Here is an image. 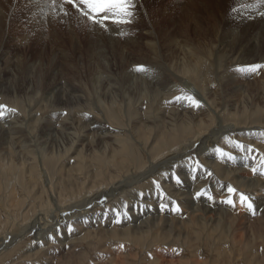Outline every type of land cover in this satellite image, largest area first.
I'll return each mask as SVG.
<instances>
[{"label": "rangeland", "instance_id": "obj_1", "mask_svg": "<svg viewBox=\"0 0 264 264\" xmlns=\"http://www.w3.org/2000/svg\"><path fill=\"white\" fill-rule=\"evenodd\" d=\"M37 2L38 0L35 3L37 9L34 14L33 12L32 13L29 12L28 10L26 11L23 10L21 14H19L20 12H16L15 11L16 8H13L11 9V11H9L10 15H8V17L10 20L8 19L2 25H0V48L2 47L0 51L2 50L1 52H3L6 55V58L4 59L3 63L0 65L1 66L0 78L5 82L6 80L10 79V81L17 82L18 84L24 83L23 92H19V93L11 92L10 94V92L5 93L3 90L0 89V92L2 91L0 93V97H1L0 105L6 106L5 108L0 109V112L3 113V115L0 116V127L4 128L3 131L5 129L7 130L6 128L7 122L5 123L4 121L5 119L8 120V116L11 115L9 117V120L10 119L15 120L13 122H15L17 125L20 124L18 125L20 126L19 129L22 132H24L22 130L24 128V130L27 132V133L25 132L26 134H24V136L27 139L26 140L27 148L29 146L33 150L32 146L36 145L37 150L40 151V152L34 151L35 154L34 156L38 155L39 159H36L34 163L32 162L31 168L33 169L32 171H30V173L32 172L33 173L31 174L32 184H30L29 181L25 179V175H26L25 173L27 172L25 170H27V168L25 167L22 168L20 164H18L20 170L17 169V167L16 168L14 167L18 162V159L16 158V156L18 157V155L14 154L13 157V155L8 154L10 153V151H15L14 148L18 147V145L16 144L18 143L16 137L20 134L17 135L14 134L12 135L14 138L12 137V138H8L9 140L8 139L6 140L10 142V146H11L10 148L11 150H10L9 144L2 146V142H3L2 137L6 138L7 136L5 133H3V131H0V135H1L0 157H2L3 161L6 163V164L3 163L2 158H0V174H1L0 183L2 182L0 184V187L2 186L0 188V198L2 197L0 200L4 205V206L2 205L3 208L0 207V238L2 237L1 235H3L5 231L11 230V228H13L15 225L12 224L13 223L12 220H10L9 222V218L6 213L7 212L6 210H8L9 208H12V211H14L13 217L16 216L15 219L16 218L20 219L21 215L23 217L24 213H26L27 210V204H32L33 207L32 209L30 208L31 210L29 209L30 211L28 212L26 218H28L29 216L31 217L32 213L33 214L36 213L39 209L42 210L44 208L43 210L46 212L47 210L49 211V208L52 209L51 207H47V203H48L47 200L49 198L48 195L51 194L49 192L51 191L52 188H56L60 186V184L58 183L61 175L60 171L63 168V165H65V162L67 161L68 157L73 156L74 154H75L74 156H76V152L81 151L82 148L85 151L86 149L89 150L88 142L92 141L94 143L93 151H96V148L98 146L97 145L98 139L96 140L95 137L99 138L102 135L101 129L102 130L105 129L104 130L105 132L109 129L110 131L109 135L113 136L112 139H106V141L110 140L109 142H107L109 145L121 144L125 147V149L127 150L130 149L131 152L134 151L132 153H129L131 154V156L127 155L126 158H124V156L121 154L124 148H121L120 151L121 153L117 154L118 157L115 159L114 162H117L116 160L119 159V156L121 158L123 157L124 162L122 163V168L116 169L115 167L116 169L115 171L114 169H109V174L111 173L110 174L111 176L119 177L120 175H122V173L127 172L128 169L139 170L141 167L143 168L147 166L148 163L151 162L156 157V152H157L156 149L158 146L157 144L162 143L163 137L162 135H160L161 137L160 141L154 143L155 142L154 140L159 136L160 129H158L159 130L158 131L156 127L154 128H152L153 126L147 127L145 125L146 117L147 119L148 117L149 119L151 118L150 120L155 122H157V120L160 121V118H162L164 122L166 121V124L163 123L162 126H164V124L168 126L169 124L168 127H170V125L174 126L176 122L178 125H180L179 123L182 122L184 119L186 123H184L183 121V124L185 126L183 124L182 126L183 128L186 129L184 130L185 132L183 133L178 132V134H175V136L177 135L176 138H178L179 143L181 144L184 143L183 144L184 146L185 144L186 145L191 144L195 140L194 138L196 137H192L190 134L196 132L198 133V131L203 132L204 130L205 131L208 130L207 132H211L213 130L220 129L222 126H225L226 123H236V124L238 123L237 125L239 127H241V125L242 127L243 126L246 127L247 124H248L247 127L253 125L254 126L259 125V127L260 126L264 127V69H260L256 72H251L247 70L249 65H254V64L264 65V15H262V13H264V0L263 1L261 0H136L137 9H136V16L134 21L130 25L117 26L113 24L111 20H109L105 22L106 30L105 28H101L98 25H92L90 21L85 20L83 17H80L79 13L75 9H73V7H71L70 5H65V9L69 13V15L66 16L69 23L66 24L68 26L67 28L68 29L70 28L69 25H72L71 27L73 26L75 27L76 25V27L72 31H70V29L69 30L66 29L65 34L68 36V38L69 37L71 38L62 39L64 40L62 43L59 41L58 36L54 32L55 31L54 29L50 31L47 30L46 33L44 31V34L46 35L43 38L44 40L39 39L38 41V37H36L37 35L34 33L39 31L37 30V28H40L37 26L38 19H40L39 22H41V20H43V18L46 17L44 15L49 16L50 11L46 12L48 11V9L45 8H48V6L41 7V5L40 6L37 5ZM74 12H76L75 13L76 16ZM21 15L22 17H20ZM11 16H14L13 17L14 19H12ZM72 19L73 20L76 19V20L73 21ZM77 19L81 21V23ZM8 21L9 24L11 22L10 25L6 24L8 23ZM29 22L31 23L37 22L35 25V27L37 26L36 29L35 28H33V30L30 29L31 23ZM24 25L26 27H24ZM9 26L11 28H8ZM14 26L17 27L16 29L18 32H16V34H14L15 33V30L13 29L15 28ZM24 28H26L27 31H25L26 29ZM22 29L24 30L22 31ZM26 32L28 34L30 32L29 34L30 36L26 35L27 34ZM72 32L73 34H71ZM74 34L76 35L78 40L76 39ZM23 36H25V38ZM33 36L36 39L35 38L33 39ZM4 38H5L4 40L5 42H3ZM22 38L24 39L22 40ZM14 39L17 43L14 41ZM25 39L26 41H28V44L30 43L29 45L27 43L25 44L26 42V41L24 42ZM70 41H72L74 44ZM5 43L7 45H5ZM17 44L18 46H15ZM56 44L59 49L57 48ZM4 45L6 47H4ZM9 45H11L12 47ZM11 49L13 51H11ZM185 55L188 58L184 57ZM19 57L21 58L22 61H20ZM184 58L187 60H185ZM198 60L199 61L201 60L202 62L199 64V66L197 65ZM216 61L218 62L216 63ZM8 63L9 65H7ZM23 63L25 66L21 65ZM4 64H6L7 66ZM11 65L13 68L11 67ZM138 66H144L146 71L143 72L138 71L137 70ZM23 67L25 70L23 69ZM194 67H195V71L193 72H195V74L191 75L190 70H193ZM1 69L4 71L2 72ZM23 70L25 71L26 74L24 73ZM184 71H189L190 75L184 74ZM28 73L29 75L30 74L31 75L27 76ZM163 77H165L164 80H162ZM1 79H0V86L3 83ZM12 79H15L16 81ZM33 81L35 82L33 83ZM162 82H168L170 86L173 87L171 91L167 92L168 94L167 97L166 98L163 97L164 100H161L159 96L155 94L156 91L159 90L158 87L159 85H161ZM56 85H58L57 87L60 89L59 93L61 95H63L64 92L69 93L71 90L73 91V94L76 93L79 96L81 95L82 97H85L86 100H82L83 102H81L80 104L72 103L71 105H66L61 107L58 105L59 101H57L56 94L54 95V93L53 92L51 93L50 91L54 87H56ZM27 86L29 88H27ZM35 89H37L38 91ZM128 89L131 91H128ZM110 90L112 91L110 92ZM104 91L107 92L104 93ZM26 93L27 96L25 95ZM99 93H103V94H99ZM185 95L194 96L196 99L200 101L201 107L196 108L191 106L190 103L184 99H180V100L176 99V97H180V96L183 97ZM30 96L31 97L33 96V98H31ZM51 96L53 97L52 99ZM156 97H158L159 100ZM32 99H34L33 102ZM32 104L35 105L31 107L30 105ZM159 108L161 109V111L163 110L162 112L165 114H163L161 111L160 113ZM32 109L35 112L34 119H31L33 118ZM55 109L62 110V114L60 118L52 117V115H54L53 110ZM157 110L158 112H156ZM173 110L174 111L176 110L175 112L177 113V115L181 113L183 114L186 111L185 113L187 114V116L183 115L182 117L181 115L179 118H176L177 120L176 121L174 119L175 117H172L175 113ZM192 112L195 113L191 114ZM142 115L144 116V118L142 117ZM17 116L20 119L18 120V122L20 121L19 123H17L16 122L17 120L15 119L17 118ZM164 116L167 117L165 118ZM21 117L23 120L21 119ZM154 117L155 119H152ZM180 118H182L181 121ZM24 119H27L29 122H25L27 120ZM190 119L191 120L194 119V120L191 121ZM64 120H66L67 122ZM63 121L65 122V124L68 123L73 126L72 130L68 131L67 133L69 132L73 133L74 138H71V136L68 135L65 131H61V129L64 130L65 128L64 126L62 128V125L64 123ZM92 123L95 124L93 126L92 131H90L93 134L90 135V137L85 136L89 132L87 133V131L83 129L84 126L86 128V126ZM199 123L204 124L202 130L200 129V127L196 128V125H198ZM192 124L195 126H193ZM98 126L101 129H98ZM29 127H31V129ZM145 127H147V129ZM36 128L40 129V131H38V129ZM144 129H146L147 131ZM43 130L44 132L47 133L44 134L46 135L45 140L40 139ZM62 134L64 135L65 138L62 137ZM52 135L54 137L52 138L56 141L57 144L56 145L57 147H54L53 149L50 148ZM69 136L71 138V142L66 143ZM184 136H191L192 138L189 137L184 138ZM225 136L226 135H223L224 137L223 139L225 138L227 139V136L226 137ZM258 136H259L258 138H254L253 135L251 136V138L264 146V134ZM138 137L141 139V145L136 142V138ZM217 137L220 136H215L214 138ZM76 138L77 139L80 138V140L82 141V145L73 146V143L75 142L74 140H77ZM143 138H145L144 142L142 140ZM186 139L188 140L191 139V140L188 141ZM229 141L233 142V140L230 139ZM233 145L235 146V144H231V146ZM151 146L154 147L152 148ZM178 147L180 148L181 146ZM204 147L205 148L198 153L201 154L202 151L208 152L209 150L213 149L212 147H209V144ZM28 149L30 150V148ZM17 150L20 152L18 148ZM97 150L99 149L97 148ZM109 150H107L105 156L101 154V152L99 151L97 152L101 154L98 157V161H100L102 164L105 162L108 163L110 161V157L107 156L110 154ZM51 151L54 152V155L52 154L50 156V154L52 153ZM133 153H135L134 156ZM4 154H6V158H5V160L7 159L6 161L4 160L5 157ZM20 155L22 156V153H20ZM26 155H30V153L29 152L27 154L25 153V158L27 157ZM188 155H190V153ZM9 156L12 157L10 158ZM30 156L32 157L33 154L31 153ZM11 160H13L14 163ZM43 160L44 161L47 160V161L44 162ZM10 161L14 165L10 163ZM191 161L195 162L197 161V159L194 161V157H192ZM185 162L186 160L182 161V163L184 164L182 166H181L182 164L181 162L175 164L177 166L175 167L177 168V170L175 169L174 171L175 174L178 173L185 174V170L178 168L179 166L181 167L186 166ZM40 163L41 164L46 163L45 165H47L45 166V170L49 172L50 175L48 176L51 178L50 180L53 184L52 185L53 187L50 189L48 185L50 184L48 180L49 178L47 177L46 181L48 183L45 184L43 182L44 179H42V176L40 177V175H42L41 174L42 171H40V169L42 170V165L40 166L39 165ZM73 163L74 162L72 161L71 165ZM85 164L86 161L84 165ZM95 164L96 162H93V166ZM227 166L228 168H230V165ZM95 167L99 169L97 165H95ZM36 169L37 172L35 171ZM244 169H246V171H244L245 173L244 172L241 173L240 178H245L247 176L250 178H255L256 176H258V170L253 168L252 166L244 167ZM253 169H255V171H253ZM100 171L102 172V169ZM6 172H9V174ZM84 172L85 171H83V173ZM105 172H107V170ZM155 179L160 183L162 182L165 184H170L168 183L167 179L165 180L164 177L162 178L160 175H155L153 178H149L141 182L142 184L139 183L135 186L136 188L138 187L139 189L134 188V190H132L133 193L132 196H134L132 198L133 202L137 203L139 202V200L143 201L144 197L147 198L146 190L152 192L154 189H159L163 185L162 183L161 185L158 182V184L161 186L157 188L156 186L157 181ZM34 180L35 182L33 185ZM81 181H79L77 184L78 185L81 184ZM153 181L156 183H154ZM144 183H146L147 185ZM149 184H152L153 186ZM221 185H223V183ZM216 187L217 190H222L220 183ZM141 188L143 190H140ZM152 188L154 189L151 190ZM12 189H14L15 191V195L18 199L17 201L18 202L20 201L19 203L21 204L19 205V203H17V208L10 207V199L13 197H8V195H10L13 192ZM138 193L139 195L143 193L144 197L141 195L142 200L140 198L137 199ZM224 196L225 195L216 193L214 196L212 195V200L213 202H218V203L225 202L227 196L225 197ZM133 202H130L129 199L124 198V200H122L118 204L113 203L114 205L112 204V207L110 209H114L115 206V211L117 212V214L113 213V215L118 216V211H120L121 215L123 216L126 212L130 211V208L128 206L131 205ZM117 207L118 209H116ZM169 208L175 209L176 207L169 206ZM105 209H106L105 207L96 208L95 211L93 212L92 217L106 216L104 214L109 211H106L107 209L106 210ZM246 211L247 210L244 209V213ZM179 214H181V216H185L186 218L188 217L187 218L188 220L192 219L191 218L192 215L190 216L186 214V209L184 208H180ZM161 215L164 218L167 215V209H164ZM198 215H200V217ZM193 217L201 218V214L199 213L193 214ZM212 217L213 216H211L210 214L206 216V218H208L207 220L211 219L213 222L214 219ZM26 222H28V220L25 221V223ZM219 228L221 229V227ZM199 235H201L200 232ZM220 236L221 235L219 234L214 237L216 239V238H220ZM198 238H199L198 239L199 244L201 245L199 252L200 254H202L201 256L203 257L204 260H208L209 257L208 250L209 247L213 245L212 243L213 237L201 235V237L198 236ZM206 240L208 243L206 242ZM87 242L88 241L85 240L86 244ZM41 243L38 244V241L34 239L33 235L27 237L26 241L24 242L22 241L21 244L18 245L17 248H15V251H12L7 257L5 256V258H2L3 260L2 259L0 260V264H27V263L37 264V262L38 264H43L45 260L44 256L40 255L41 256L40 258L38 256H36L35 258L33 257L32 254L36 253L37 251H39L40 254L44 252L46 253L48 250L54 249L56 245L54 243H50L48 244V246H46L44 245L43 241ZM86 244L83 246L73 247V249H75L77 253H80L81 251L83 253H88L83 251V249L87 248ZM36 245L39 246L37 249L35 248ZM118 249L120 248L116 247L111 250V251H116L113 252V256L117 257L118 255V257H120L118 259L125 257L126 259L124 258V261L125 262L127 261L126 264H132V263L135 264L136 262H138L137 261L138 259L140 258L143 259L145 257L143 254L140 253V252L142 253L144 252L142 250L140 251L138 248L134 246H124L121 250H119L121 253H119ZM130 249L131 252H129ZM49 252L51 254L47 253L48 259L54 256L53 255L54 252L52 251ZM99 252L100 251H95V253L91 254L90 256L88 255L90 261L87 260V262H83V263L91 264V262H93V264H98L99 259H101L99 261H102L104 258H108L106 257V253L100 252L101 253L100 255ZM92 256L96 258L93 259ZM74 258L75 257H72L73 262H71V264L76 263L75 261L77 260ZM112 263L116 264L114 262ZM54 264H56V262ZM63 264H70V263L64 262Z\"/></svg>", "mask_w": 264, "mask_h": 264}, {"label": "bare ground", "instance_id": "obj_2", "mask_svg": "<svg viewBox=\"0 0 264 264\" xmlns=\"http://www.w3.org/2000/svg\"><path fill=\"white\" fill-rule=\"evenodd\" d=\"M36 1L37 0H0V25H2L5 21H7L9 19V17H8V15H10L9 11H11V9H13V8H16L15 11L20 12L19 14H21V12L23 10H25V11L28 10L29 12H31V13L33 12V14H34L36 9H37L36 5H35ZM261 1H263V0H261ZM37 5H39V6L41 5V7L42 6H48L46 3V0H38ZM45 9H48V8H45ZM46 12H49V10ZM49 13H48L49 16L44 15L46 17H44L43 20H41V22H39L40 19H38V25L37 26L40 28H37V30H39L38 32H34L37 35V36L36 35L35 36L38 37V41H39V39L42 40L44 38V36H46L44 34V31L46 33L47 30L50 31L52 29L55 30L54 32L58 36V39L61 43L64 41L62 39H70L71 37L68 38V36L65 34V31H66V29L67 30L70 29V31H72L76 27V25H75V27L74 26L71 27L72 25H69L70 28L68 29L67 28L68 26L66 25L68 23L67 17L64 16L62 14V12L58 11L57 15H55V16H53L51 14V12H49ZM75 13L76 12H74V14ZM33 14H32V16H33ZM14 16H11L12 19H14L13 18ZM75 16H76V14H75ZM20 17H22V15ZM74 20H76V19H74ZM20 21H22V20H20ZM32 21H33V19H32ZM79 22L81 23V21H79ZM12 23H13V21H12ZM15 23H17V22H15ZM29 23H31V22H29ZM32 23L30 25V29H32V30H33V28L36 29L37 26L35 27V25L37 22L33 23V24ZM6 24L8 25L9 21ZM10 24H11V22H10ZM24 27H26V26L24 25ZM8 28H11V27L9 26ZM16 28L17 27L13 28L15 30L14 34H16V32H18ZM24 29H26V28H24ZM24 29H22V31ZM25 31H27V29ZM34 31H36V30H34ZM12 32H14V31H12ZM29 34H30V32H29ZM29 34L27 33L26 35H29ZM71 34H73V32ZM49 35H47V36H49ZM70 36H72V35H70ZM6 37H7V35H6ZM21 37H19V38H21ZM23 37L25 38V36H23ZM75 37H76V35H75ZM24 38H22V40ZM34 38L35 37L33 36V39ZM76 39H77V37H76ZM4 40H5V38L3 39V42H5ZM30 40H32V39H30ZM14 41H15V39H14ZM25 41H26V39L24 40V42ZM56 41H57V39H56ZM70 42H72V41H70ZM26 43L28 44V41H26L25 44ZM72 43H71V45H72ZM5 45H7V44L5 43ZM5 45H4V47H6ZM11 45H9V46H11ZM35 45H36V43H35ZM15 46H18V44ZM56 46H57V44H56ZM57 48H58V46H57ZM1 51H0V65L3 63L4 59L6 58V55ZM11 51H13V50L11 49ZM184 57H186V55ZM10 58H11V56H10ZM186 58H188V57H186ZM198 59H200V58H198ZM215 59H216V57H215ZM217 59H218V56H217ZM185 60H187V59H185ZM237 60H239V59H237ZM20 61H22L21 58H20ZM20 61H18V62H20ZM202 61H203V58H202ZM217 62L218 61H216V63ZM24 63L21 65L25 66ZM200 63H202L201 60L200 61L198 60L197 65L199 66ZM4 65H6V64H4ZM4 65H2V66H4ZM7 65H9V63ZM21 65H20V67H21ZM17 66H19V65H17ZM11 67H12V65H11ZM23 69H24V67H23ZM18 70H19V68H18ZM3 71L4 70H2V72ZM193 71H195V67L193 68V70H190L191 75L195 74V72H193ZM0 73H1V71H0ZM24 73H25V71H24ZM29 73L27 76L31 75V74L29 75ZM181 73H183V72H181ZM184 74L190 75L189 71H184ZM21 76H22V73H21ZM164 78L165 77H163L162 80H164ZM15 79H12V80H15ZM21 80H22V78H21ZM21 80H20V82H21ZM24 80H25V78H24ZM34 82L35 81H33V83ZM96 82H98V81H96ZM36 83H38V82H36ZM23 84H18L17 82H12L9 79V80H6V82L3 81L2 85L0 86V89L3 90L5 93L6 92H10V94H11V92L12 93H16V92L19 93V92H23ZM58 85H56V87H54L53 89H52V86H54V85H52L51 86L52 90H50V91H51V93L53 92L54 95L56 94L57 101H59V103H58L59 106L62 107V106H66V105H71L72 103H74V104L79 103L80 104L81 102H83L82 100H86V98L82 97L81 95L79 96L76 93L73 94V91H71V90L69 93L64 92V94L61 95L59 93L60 89L57 87ZM109 87H112V86H109ZM27 88H29V87L27 86ZM172 88L173 87L170 86V84L168 82H162L161 85H159V87H158L159 90L158 89H157L158 91L155 90L156 91L155 94L157 96H159V98L161 100H164V98H166L168 95L167 92L171 91ZM153 89H154V87H153ZM35 90H37V89H35ZM105 90H106V88H105ZM115 90H116V88H115ZM75 91H76V89H75ZM111 91L112 90H110V92ZM128 91H131V90L128 89ZM106 92L104 91V93H106ZM30 94H32V93H30ZM34 94H35V92H34ZM99 94H103V93H99ZM25 95L27 96V93ZM4 96H6V95H4ZM9 96H11V95H9ZM33 96L32 97L30 96V97L33 98ZM35 97H36V95H35ZM52 98L53 97L51 96V99ZM156 98H158V97H156ZM159 98H158V100H159ZM51 99H50V101H51ZM33 100L34 99H32V102H33ZM182 104H185V103H182ZM224 104H225V102H224ZM33 105H35V104H32L30 106L32 107ZM212 106H213V104H212ZM28 108H30V107H28ZM160 111H161V109L159 110V112ZM193 111H194V109H193ZM223 111H224V109H223ZM156 112H158V110ZM185 112L183 114L181 113L178 115L175 112L172 117H175L174 119L176 120V118H179L181 115H182V117H183V115L187 116V114ZM193 113H195V112H192L191 114H193ZM53 114L54 115H52V117L60 118L61 114H62V110L61 109H57V110L55 109V110H53ZM163 114H165V113H163ZM34 115H35V112L33 110V118H31V119H34ZM10 116L11 115L8 116V120L5 119V121H4L5 123L7 122V125H6L7 130L5 129L3 131L4 128L0 127V131H3V133H5L7 136L6 138L2 137V140H3L2 146L8 145V144L10 146V142H8L6 140L8 138H12L13 137L12 135H14V134L15 135L20 134L16 137L17 142H18L16 144L18 145V147L14 148L15 151H10V153H8V152L7 153L9 155H13V157H14V154L18 155V157L16 156V158L18 159V162L16 163V166H14V167L15 168L17 167V169H19L18 164H20L22 166V168L23 167L27 168V170H25V171H27L25 173L26 175L24 174L25 179H27L29 181V183L32 184L31 174L33 172L30 173V171H32L33 168H31V165H32V162L34 163V161L36 159H39L38 155L34 156L35 155L34 151H37V152H40V151L37 150L36 145L32 146L33 150L29 146H28V148H30V150L27 148V145H26L27 139L24 136V134H26L27 132L24 130V128H23L24 126L22 127L23 129L21 128L24 131V132H22L19 129L20 126H18L20 124L17 125L15 122H13L15 120H12V119L9 120ZM142 117L144 118L143 115H142ZM232 117H233V115H232ZM17 118H18V116H17ZM17 118H15L17 120L16 122L19 123L20 121L18 122V120H20V119L19 118L17 119ZM191 118H192V115H191ZM225 118H226V116H225ZM21 119H22V117H21ZM150 119H149V117H148V119H147V117L145 118V121H146V122L144 121L145 125L147 127L153 126L152 128L156 127L157 130L160 129V131L158 130L159 136L154 140L155 141L154 143H157L160 141V138H161L160 135H162L163 141L161 144H157L158 146L156 149L157 150L156 157L152 161L149 160L151 162H149L147 166L143 165L145 167H143V168L141 167L139 170L128 169L127 172L124 171L125 173H122V175H120L119 177L111 176L110 175L111 173L109 174V169H114V171H115L117 168H122V163L124 162V158H126L127 155L131 156V154H129V153H132L134 151L131 152L130 149H128V150L125 149V147L121 144L109 145L107 142H109L110 140L106 141V139H112L113 136L109 135V132H110L109 129L108 130L106 129L107 131L105 132L104 131L105 129L102 130L101 128H99V126H98V129H101L102 135L99 138L95 137L96 135L94 136L96 138V140L98 139L97 140V145H98L97 148L99 150H97V148L95 147L96 151H93V148H94L93 144L94 143L91 141V142H88L89 150L86 149V151H85L82 148L81 151L77 150L78 152H76V156H74L75 155L74 154L73 156L68 157L67 161L65 162V165H63V168L60 171L61 175H60L59 183H58V184H60L59 187L52 188L53 184L50 180L51 178L48 176L50 174L47 170H45V166H47V165H45L46 163L45 164L40 163L39 165L40 166L42 165V170L40 169V171H42V173H41L42 175H40V177L42 176V179H44L43 182L45 184L48 183L46 181V179L48 177L49 178L48 180L50 183V184H48L49 189L52 188L51 191L49 192L51 194L48 195V197H49L47 200L48 203L46 202L47 207H51L52 209L49 208V211L47 210V212L43 210L44 208L42 210L39 209L36 213H34V214L32 213L31 217L29 216L28 218H26L28 212L33 207L32 204H27L26 213H24L23 217L21 215L22 220H21V217H20V219H18V218L15 219L16 216L13 217L14 211H12V208H9L8 210L5 209L7 211L6 213H7V216L9 218V222H10V220H12L13 223L12 222L11 223L13 225L14 224L15 225L13 228H11V230L5 231L3 233V235H1L2 237L0 238V260L2 258H5V256L7 257L12 251H15V248H17V246L20 245L22 241L23 242L26 241L27 237L33 235L34 239H36V241H38V244H40L43 241L44 245H46V246H48V244H50V243H54L56 245L54 249L48 250V251L46 250L47 251L46 253L44 252V253L40 254L39 251H37L36 253L32 254L33 257H35V258H36V256H38L39 258L41 256H44L45 260H44L43 264H54L55 262H56V264H60V263L63 264L64 262H68L71 264V262H73L72 257H75L74 259L77 260V261H75L76 262L75 264H81V263L84 264L83 262H87V260H89L88 255L90 256L91 254L95 253V251H100L101 253H106V257H108V258H104V259L102 258L103 259L102 261H99V260H101V259H99L98 264H110L112 262H114L116 264H126L127 261L126 262L124 261L125 257L121 256L123 258L118 259V258H120V257H118V255H117V257L113 256V252H116V251H111L113 248H116V247L120 248V249H118V251H119L124 246H134V247L138 248L140 251L142 250L144 252V253H142V252H140V253L143 254L146 258L144 257L143 259H141V258L138 259L137 260L138 262H136L135 264H264V146L262 144H259L257 141H255L251 138V136H253V135H254V138H258L259 137L258 135L261 136V134H264V127H261V126L259 127V125L254 126L253 124H252L253 126H250V127H247L248 124L246 127H244V126L242 127V125H241V127H239L237 125L238 123L237 124L236 123H226L225 126H222L223 128L220 126L221 127L220 129L213 130L211 132H207L208 130H206V131L204 130L203 132L198 131V133L196 132V133L190 134L192 137H196V138H194L195 140L191 144H188V145L185 144V146H184L183 145L184 143H182V144L179 143L178 138H176L177 135L175 136V134H178V132H181V133L185 132L184 130H186V129L183 128V126H182L184 119L182 122L179 123L180 125H178L176 122V124H174V126L170 125V127H168L169 126L168 123H167L168 126L165 125L166 121L164 122V120L162 118H160V121L157 120V122L152 121ZM152 119H155V117ZM181 119L182 118H180V121H181ZM200 119H199V121H200ZM232 119H234V118H232ZM24 120H27V119H24ZM61 120H63V119H61ZM192 120H194V119H192ZM64 121H66V120H64ZM25 122H29V121L27 120ZM38 122H39V120H38ZM163 123H165L164 126H162ZM184 123H186V122L184 121ZM96 124H97V122H96ZM205 124H207V123H205ZM90 125L86 126V128L84 126V128H83L85 131H87V133L89 132L88 134L85 135L88 137H90V135L93 134L90 131H92L93 126L95 124L92 123ZM63 126L65 128H64V130L61 129V131H65L66 133L68 131L72 130V127H73L71 124H68V123L65 124V122L63 123L62 128H63ZM193 126H195V125H193ZM203 126H204V124L199 123L198 125H196V128L200 127V129L202 130ZM52 127H53V125H52ZM102 127H103V125H102ZM147 127H145V128L147 129ZM29 128L31 129V127H29ZM36 129H38V128H36ZM58 129H60V128H58ZM146 129H144V130H146ZM188 130H190V129H188ZM38 131H40V129H38ZM61 131H60V133H61ZM74 131H75V129H74ZM44 134H47V133L44 132V130H43V133L40 137L41 140L42 139L45 140L46 135H44ZM67 134L70 135L71 138H74L73 133L69 132ZM223 135H226L227 139L226 138L223 139L224 138ZM58 136H60V135H58ZM70 136H69L66 143L71 142ZM191 136H184V138H187V137L192 138ZM215 136H220V137L214 138ZM0 137H1V135H0ZM52 137H53V135L51 136V138ZM56 137H57V135H56ZM62 137H64L63 134H62ZM53 138L51 139V142L49 141L51 149H53L54 147H57L56 141ZM138 138H136V142L141 145V139L140 138L138 139ZM228 138L230 140H233V142H230ZM104 139L106 142L104 141ZM144 139L145 138L142 139L143 142H144ZM186 140H188V139H186ZM189 140H191V139H189ZM74 141H72V142H74L73 146L82 145V141L80 140V138H78L77 140H74ZM60 143H61V141H60ZM208 144H209V147L213 148L212 150H209L208 152L202 151L201 154H203V155L198 153L205 148L204 146H207ZM231 144H235V146L234 145L231 146ZM61 145H63V144H61ZM178 146H181V147L179 148ZM10 148H11V146L9 147V149ZM17 148L20 150V152L17 150ZM44 148H46V147H44ZM64 148H65V146H64ZM121 148H124L122 153L120 152ZM109 149H111V150H109ZM107 150H109V153H110L109 155H107L110 157V161L108 163L105 162L102 164L100 161H98V157L101 154H103L105 156V154L107 153ZM26 151H28L30 153V155H31V153L33 154V156H32L33 160H32V157L30 155H26L27 157L25 158V153L26 154L28 153ZM75 151H76V149H75ZM98 151L101 152V154L97 153ZM51 152H50L51 154L49 153L50 156L52 154L54 155V152L53 151H51ZM20 153H22V156L20 155ZM118 153H121L124 156V158L123 157L121 158L119 156V159L116 160L117 162H114L115 159L118 157L117 156ZM189 153H190V155H188ZM197 153H198V156H197ZM6 154H4V156H5L4 160L6 158ZM134 154L135 153H133V156H134ZM227 154H230L234 158L229 159L227 157ZM9 157L11 158L12 156H9ZM52 157H54V156H52ZM149 157H150V155H149ZM192 157H194V161L197 159V161H199L200 164L203 165V167L195 166L194 162L191 161ZM0 158H2V157H0ZM10 158H9V160H10ZM183 160H186V162H185L186 166L181 167L182 165H184L183 164L184 162L182 163ZM2 161H3V158H2ZM11 161L13 162V160H11ZM11 161H10V163H12ZM46 161H44V162H46ZM72 161L74 163L71 165ZM85 161H86V164L84 165ZM36 162H38V161H36ZM50 162H52V161H50ZM93 162H96L95 165H97L99 169H97L95 167V165L93 166ZM180 162L182 164L178 168L185 170V174H179V173L175 174V172H174L175 169L177 170V168H175V167H177L175 164L176 163L178 164ZM3 163H5V162L3 161ZM7 163H8V161H7ZM26 165H27V167H26ZM227 165H230V168H228ZM247 166H249V167L252 166L253 168L257 169L258 170V176H256L255 178H250L248 176L245 178H240L241 173L246 171V169H244V167H247ZM8 167H10V166H8ZM115 167H116V169H115ZM194 168H195V170H194ZM101 169H102V172L100 171ZM104 170L105 171L107 170V172H105ZM35 171L37 172V169ZM83 171H85V172L83 173ZM21 172H22V170H21ZM6 173L9 174V172H6ZM209 173H211V175H209ZM155 175H160L162 178L164 177L165 180L167 179L168 183H170V184H165V183L161 182L163 184L162 185L159 181H157L155 179L157 181V183L159 182L162 186L160 185L161 187L159 189H154L157 186L156 185L154 188L151 189V190L154 189L152 192L145 189L147 191V194L145 193L147 198H145L144 195H142L144 197L143 201L139 200V202H137V203L133 202L132 198L134 196H132V194H133L132 190H134V188L139 189L138 187L136 188L135 186L137 184L149 179V178H153ZM177 176H179L181 178V180H182L181 183H177V179H176ZM160 180H162V179H160ZM79 181H81V184L78 185L77 183ZM34 182H35V180L33 181V185H34ZM154 183H156V182H154ZM219 183H220L222 190H217L216 186L219 185ZM222 183H223V185H221ZM30 184H27V185H30ZM144 184H146V183H144ZM149 185H152V184H149ZM139 186H141V185H139ZM229 187L235 188L237 190V192L235 194H229V192H228ZM18 188H19V186H18ZM142 188L140 190H143ZM12 190H13V192L10 191L12 193L10 195H8V197H13L10 199V207H16L17 208V203H19L20 201L19 202L17 201L18 199L15 195V191H14V189H12ZM197 192L202 193V195L197 197V195H196ZM216 193L227 196V199L228 198L234 199L236 202V207H232V206L228 205L226 202L218 203V202H213L212 199H209V197H212V195L214 196ZM239 193H244L246 195H249L252 198L255 209H256L254 214L252 212H249V211H246L244 213L245 208L240 206V204H239ZM124 196H126V197H124ZM219 196H221V195H219ZM124 198L129 199L130 202H133L131 205L128 206L130 208V211H128V212H126L127 210L124 211L126 213L123 216L121 215L120 211H118V213H120V215H118L119 217L117 215L114 216L113 213L117 214V212L115 211V206H114V209H110L112 207V204L113 203L118 204L122 200H124ZM139 198L141 199V195H139V193H138L137 199H139ZM32 201H34V200H32ZM2 205L3 204L0 200V207L3 208L4 205L3 206ZM19 205H21V204L19 203ZM161 205H166V207L162 208ZM23 206H25V205H23ZM169 206H171V207L179 206V208L186 209V214H188L190 216L192 215V217H191L192 219L189 217L191 220H188L187 219L188 217L186 218L185 216H181V214H179V212L175 211V209L169 208ZM99 207L100 208L105 207L107 209V210L106 209L105 210L109 211V212H106L104 214L106 216L92 217L95 209L99 208ZM116 209H118V207ZM164 209H167V215L166 216L164 215L165 217L163 218L161 214L163 213ZM119 210H120V208H119ZM124 212H122V213H124ZM196 213L201 214V218H199L200 215H198L199 217H193V214H196ZM209 214L211 216H213L212 218L214 219V221H213L214 223L212 222L211 219L207 220L208 218H206V216ZM27 220H28V222L25 223V221H27ZM18 221H20V222H18ZM219 227H221V229ZM199 232L201 233V235L213 237V240H212L213 245H211L209 247V250H208V254H209L208 260H204L203 257L201 256L202 254H200V252H199L200 246H201L199 244V240H198L199 239L198 236L201 237V235H199ZM219 234L221 235L220 238L215 239L214 236H217ZM154 235H156V236H154ZM202 239H203V237H202ZM85 240L88 241L87 244L85 243ZM210 241H211V239H210ZM206 242H207V240H206ZM85 244H86L87 248L83 249V251L88 252V253H83L82 251L80 253H77V251H75V249H73V247L83 246ZM121 246H123V247H121ZM38 247L39 246L36 245L35 248L37 249ZM70 247H71V249H70ZM207 249H208V246H207ZM49 251L54 252V254H53L54 256H52L50 259H48V254H51ZM129 252H131V249ZM101 253H100V255H101ZM119 253H121V252L119 251ZM15 255H16V253H15ZM95 255H97V254H95ZM132 255H133V253H132ZM124 256H127V255H124ZM98 257H100V256H98ZM94 258H96V257H93V259ZM37 264H38V262H37ZM86 264H89V263H86ZM91 264H93V262H91Z\"/></svg>", "mask_w": 264, "mask_h": 264}, {"label": "snow or ice", "instance_id": "obj_3", "mask_svg": "<svg viewBox=\"0 0 264 264\" xmlns=\"http://www.w3.org/2000/svg\"><path fill=\"white\" fill-rule=\"evenodd\" d=\"M46 3L48 5V10L53 16L57 15L58 11L62 12L64 16H68L69 13L65 9V5H71L79 13L80 17L90 21L92 25H98L101 28H105V30V22L109 20H111V22L117 26L130 25L135 19L137 9L136 0H46ZM262 15H264V13H262ZM260 69H264V65H249L247 70L256 72ZM137 70L142 72L146 71L144 66H138ZM176 99H184L189 102L191 106L196 108L201 107L200 101L191 95L176 97ZM5 107L6 106L0 105V109ZM2 115L3 113L0 112V116ZM227 157L229 159L234 158L230 154H227ZM194 165L197 167H203L199 161H195ZM253 171H255V169H253ZM209 175H211V173H209ZM176 179L177 183L182 182L179 176H177ZM159 187L160 185L157 183V188ZM228 192L229 194H235L237 190L233 187H229ZM141 195H143V193H141ZM196 195L199 197L202 195V193L197 192ZM209 199H212V197H209ZM225 202L232 207H236V202L232 198L226 199ZM239 204L253 214L256 211L253 200L249 195L239 193ZM161 207H166V205H161ZM175 211H180L179 206L175 208Z\"/></svg>", "mask_w": 264, "mask_h": 264}]
</instances>
